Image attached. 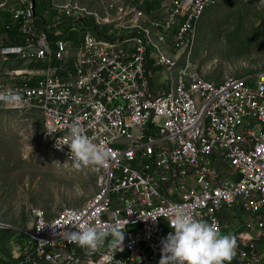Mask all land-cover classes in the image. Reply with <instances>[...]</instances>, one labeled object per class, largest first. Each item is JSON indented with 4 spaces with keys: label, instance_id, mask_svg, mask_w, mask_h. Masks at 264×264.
<instances>
[{
    "label": "built area",
    "instance_id": "obj_1",
    "mask_svg": "<svg viewBox=\"0 0 264 264\" xmlns=\"http://www.w3.org/2000/svg\"><path fill=\"white\" fill-rule=\"evenodd\" d=\"M217 3L0 0V111L39 115L68 162L76 120L112 154L83 206L32 207L27 251L0 264H160L179 210L235 236L230 264H264V69L213 82L190 63ZM76 222L119 224L121 249L86 254Z\"/></svg>",
    "mask_w": 264,
    "mask_h": 264
},
{
    "label": "rangeland",
    "instance_id": "obj_2",
    "mask_svg": "<svg viewBox=\"0 0 264 264\" xmlns=\"http://www.w3.org/2000/svg\"><path fill=\"white\" fill-rule=\"evenodd\" d=\"M190 63L213 82L264 69V7L218 0L201 19ZM44 133L39 115L0 111V231L8 230L6 238H0V259L10 255L16 260L27 251L25 230L32 207L54 215L65 207L83 206L97 191V175L88 167L73 169L52 152Z\"/></svg>",
    "mask_w": 264,
    "mask_h": 264
},
{
    "label": "clouds",
    "instance_id": "obj_3",
    "mask_svg": "<svg viewBox=\"0 0 264 264\" xmlns=\"http://www.w3.org/2000/svg\"><path fill=\"white\" fill-rule=\"evenodd\" d=\"M0 99L7 97L0 96ZM64 145L70 149L69 159L75 170L86 167L105 168L112 155L103 144L94 143L84 133L79 120L69 126L68 136L63 143L57 140L58 149L62 150ZM151 217L154 220L157 218ZM169 225L174 232H169L166 239L161 241L160 264H230L236 254L235 236L221 234L215 222L197 219L190 211H177ZM73 226L79 231L68 233L70 242L76 243L86 254L96 252L109 236L112 237L109 246L116 252L121 249L125 239L119 224L103 228L76 222Z\"/></svg>",
    "mask_w": 264,
    "mask_h": 264
},
{
    "label": "trees",
    "instance_id": "obj_4",
    "mask_svg": "<svg viewBox=\"0 0 264 264\" xmlns=\"http://www.w3.org/2000/svg\"><path fill=\"white\" fill-rule=\"evenodd\" d=\"M8 232V230H2V231H0V238H2V239H4V238H6V233ZM25 239H27V237H26V235H25ZM6 240V239H5ZM22 242H19V244H21ZM25 245H27V243H25ZM25 245H23V248L25 247ZM8 258V259H7ZM7 260H5V259H0L1 261H4L5 263H12V262H14L15 260H12L13 259V256H10V255H8L7 256ZM12 260V261H11Z\"/></svg>",
    "mask_w": 264,
    "mask_h": 264
}]
</instances>
